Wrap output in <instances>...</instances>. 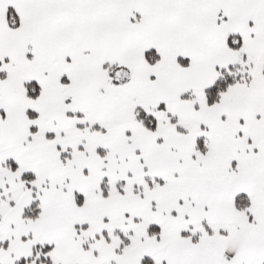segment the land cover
I'll list each match as a JSON object with an SVG mask.
<instances>
[{
    "label": "snow or ice",
    "instance_id": "1",
    "mask_svg": "<svg viewBox=\"0 0 264 264\" xmlns=\"http://www.w3.org/2000/svg\"><path fill=\"white\" fill-rule=\"evenodd\" d=\"M0 264H264V0H0Z\"/></svg>",
    "mask_w": 264,
    "mask_h": 264
}]
</instances>
